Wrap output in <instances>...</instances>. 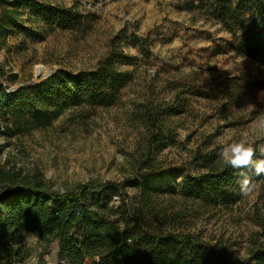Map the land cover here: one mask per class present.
<instances>
[{"label":"trees","instance_id":"1","mask_svg":"<svg viewBox=\"0 0 264 264\" xmlns=\"http://www.w3.org/2000/svg\"><path fill=\"white\" fill-rule=\"evenodd\" d=\"M40 1L0 0V50L9 51L8 39L16 36L22 37L19 44L25 50V41L34 33L32 27H23L22 17L26 15L30 26L38 25L32 15L44 7L55 15L58 26L80 23L72 10L59 3L52 9ZM178 3L181 9L200 11L220 24L229 35L230 51L246 57L261 73L256 89L264 88V0ZM63 18L67 23H59ZM134 61L114 40L95 67L77 72L59 69L37 84L12 92L4 82L14 83L15 77H8L0 65V120L26 117L46 126L69 109H108L122 101L132 79V73L122 67ZM170 86L166 90L170 98L163 86L146 87L142 100L126 111V126L135 134L136 156L130 158L131 175L121 181L89 182L57 191L0 174V234L13 246L2 264H23L22 243L28 234L47 246L57 241V258L64 264H264L260 240L249 242L242 261L231 240L221 237L212 243L197 229L199 221L219 217L232 207L234 189L244 178L240 173L248 176L252 169L226 165L211 134L203 135L190 159L179 166L162 158L165 150L182 148L178 130L189 108L186 90L174 83ZM176 170L184 173L179 185L161 191L152 188L153 181ZM259 185L264 188V178ZM255 218L264 238V214Z\"/></svg>","mask_w":264,"mask_h":264},{"label":"rangeland","instance_id":"2","mask_svg":"<svg viewBox=\"0 0 264 264\" xmlns=\"http://www.w3.org/2000/svg\"><path fill=\"white\" fill-rule=\"evenodd\" d=\"M39 3L52 9L59 3L72 10L80 23L58 26L55 15L44 7L43 12L32 15L38 25L30 26L24 14L21 24L32 27L34 36L25 41L23 51L21 36L8 39L9 51L0 50V65L8 77H15L14 83L7 80L5 85L19 87L34 81L38 65L50 70L47 76L59 69H91L107 55L114 40L135 58L122 67L132 73V79L123 90L122 101L108 109H69L46 126L26 117L1 119L0 174L57 191L74 190L89 182L121 181L131 175L130 158L136 156L135 134L126 126V111L142 100L146 87L158 85L166 91L171 83L186 90L189 108L181 116L183 128L178 130L183 146L165 150L162 158L166 162L174 166L185 163L207 134L213 135L214 145L220 149L247 138L258 151L254 159L262 158L259 148L264 145V134L258 126L264 117V88L256 89L255 84L261 73L246 57L230 51L229 35L216 21L200 11L181 9L178 0ZM64 19L59 23H67ZM50 26L52 32L45 30ZM183 175L176 170L153 181L152 188L161 191L179 185ZM248 178L254 185L250 193L242 194L239 185L234 189L232 207L219 217L199 221L197 228L212 243L221 237L231 240L242 261L251 240L264 243L255 218L264 214V188L259 185L264 176L252 169ZM118 200L115 196L114 202ZM12 250L9 240L0 234V264ZM57 250V241L47 246L28 234L22 243L23 264H64L58 260Z\"/></svg>","mask_w":264,"mask_h":264},{"label":"clouds","instance_id":"3","mask_svg":"<svg viewBox=\"0 0 264 264\" xmlns=\"http://www.w3.org/2000/svg\"><path fill=\"white\" fill-rule=\"evenodd\" d=\"M259 130L264 134V117L261 118ZM257 149L247 138H241L239 141H233L221 147L218 155L220 159L228 166L235 169L252 168L256 175H264V145L259 148L260 159H254ZM244 178L239 181L241 193L247 195L254 187L248 176L241 172Z\"/></svg>","mask_w":264,"mask_h":264},{"label":"bare ground","instance_id":"4","mask_svg":"<svg viewBox=\"0 0 264 264\" xmlns=\"http://www.w3.org/2000/svg\"><path fill=\"white\" fill-rule=\"evenodd\" d=\"M50 73V70L42 65H38L34 69V81H39L43 79L45 76H47Z\"/></svg>","mask_w":264,"mask_h":264},{"label":"water","instance_id":"5","mask_svg":"<svg viewBox=\"0 0 264 264\" xmlns=\"http://www.w3.org/2000/svg\"><path fill=\"white\" fill-rule=\"evenodd\" d=\"M52 74H50V76H51ZM50 76H47L45 79H47L48 77H50ZM44 79V80H45ZM42 81V80H41ZM40 81H30L28 84H25V85H34V84H37V83H39ZM21 86H23V85H21ZM20 87V86H19ZM18 87H12V86H9V85H6L5 86V89L8 91V92H12V91H14V90H16Z\"/></svg>","mask_w":264,"mask_h":264}]
</instances>
